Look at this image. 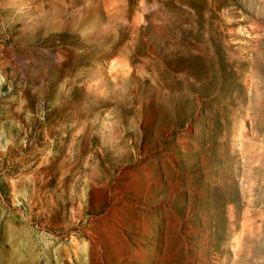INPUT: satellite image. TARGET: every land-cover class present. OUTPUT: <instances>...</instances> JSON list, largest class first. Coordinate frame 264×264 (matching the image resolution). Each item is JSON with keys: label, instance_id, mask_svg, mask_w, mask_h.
I'll return each mask as SVG.
<instances>
[{"label": "rangeland", "instance_id": "1", "mask_svg": "<svg viewBox=\"0 0 264 264\" xmlns=\"http://www.w3.org/2000/svg\"><path fill=\"white\" fill-rule=\"evenodd\" d=\"M0 264H264V0H0Z\"/></svg>", "mask_w": 264, "mask_h": 264}]
</instances>
